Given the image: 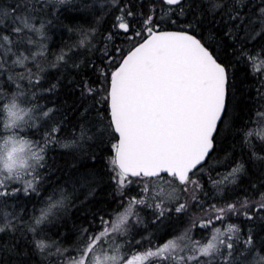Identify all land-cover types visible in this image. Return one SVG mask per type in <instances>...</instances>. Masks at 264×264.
<instances>
[{
	"label": "snow or ice",
	"instance_id": "6c2138e0",
	"mask_svg": "<svg viewBox=\"0 0 264 264\" xmlns=\"http://www.w3.org/2000/svg\"><path fill=\"white\" fill-rule=\"evenodd\" d=\"M0 264H264V0H0Z\"/></svg>",
	"mask_w": 264,
	"mask_h": 264
},
{
	"label": "clouds",
	"instance_id": "9594fccd",
	"mask_svg": "<svg viewBox=\"0 0 264 264\" xmlns=\"http://www.w3.org/2000/svg\"><path fill=\"white\" fill-rule=\"evenodd\" d=\"M0 147H3L5 150V153H7L8 151H12L13 149V145L11 143L7 144L6 146L4 145V141L0 140Z\"/></svg>",
	"mask_w": 264,
	"mask_h": 264
},
{
	"label": "trees",
	"instance_id": "16d2710c",
	"mask_svg": "<svg viewBox=\"0 0 264 264\" xmlns=\"http://www.w3.org/2000/svg\"><path fill=\"white\" fill-rule=\"evenodd\" d=\"M3 124H2V120H0V129H2Z\"/></svg>",
	"mask_w": 264,
	"mask_h": 264
},
{
	"label": "rangeland",
	"instance_id": "374dc122",
	"mask_svg": "<svg viewBox=\"0 0 264 264\" xmlns=\"http://www.w3.org/2000/svg\"><path fill=\"white\" fill-rule=\"evenodd\" d=\"M145 264H147V262H145Z\"/></svg>",
	"mask_w": 264,
	"mask_h": 264
}]
</instances>
